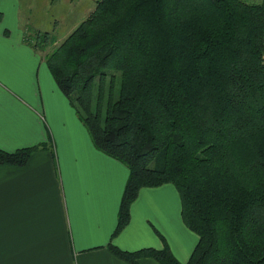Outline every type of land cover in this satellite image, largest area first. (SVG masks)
I'll return each instance as SVG.
<instances>
[{
	"label": "trees",
	"instance_id": "obj_1",
	"mask_svg": "<svg viewBox=\"0 0 264 264\" xmlns=\"http://www.w3.org/2000/svg\"><path fill=\"white\" fill-rule=\"evenodd\" d=\"M45 62L95 148L128 169L113 236L141 188L171 184L198 237L185 263L161 235L113 254L264 264V0H95ZM34 149H0V164Z\"/></svg>",
	"mask_w": 264,
	"mask_h": 264
},
{
	"label": "crops",
	"instance_id": "obj_2",
	"mask_svg": "<svg viewBox=\"0 0 264 264\" xmlns=\"http://www.w3.org/2000/svg\"><path fill=\"white\" fill-rule=\"evenodd\" d=\"M39 1L55 0H0V149L35 147L21 165L0 164V264H159L127 262L109 243L159 249L160 235L185 263L198 237L169 184L141 188L113 236L128 169L95 148L46 65L45 55L74 28L51 48L25 35L27 27L40 31L32 14Z\"/></svg>",
	"mask_w": 264,
	"mask_h": 264
},
{
	"label": "rangeland",
	"instance_id": "obj_3",
	"mask_svg": "<svg viewBox=\"0 0 264 264\" xmlns=\"http://www.w3.org/2000/svg\"><path fill=\"white\" fill-rule=\"evenodd\" d=\"M253 2H258L259 0H249ZM95 6V0H55L52 5L39 1L37 6H35V10L32 11V14L35 13V17L33 19L32 15L30 17V22L34 20L35 23H39V28L41 32H48L50 35L54 36V38H63L68 33L75 28L86 16L93 10ZM57 18V20H55ZM10 21H7V24ZM12 28V26H10ZM24 29V28H23ZM25 35L30 36L32 38V42H34V35H36V29L33 27H27V29L23 30ZM11 33L14 32L11 29ZM62 36V37H60ZM38 43V40L35 41ZM50 47L51 45H47L45 48ZM173 191L176 192L174 187L169 184Z\"/></svg>",
	"mask_w": 264,
	"mask_h": 264
}]
</instances>
